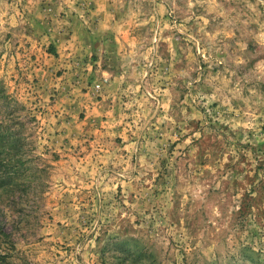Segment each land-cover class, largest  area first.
Wrapping results in <instances>:
<instances>
[{
  "label": "rangeland",
  "instance_id": "1",
  "mask_svg": "<svg viewBox=\"0 0 264 264\" xmlns=\"http://www.w3.org/2000/svg\"><path fill=\"white\" fill-rule=\"evenodd\" d=\"M0 148L2 264H264V0H0Z\"/></svg>",
  "mask_w": 264,
  "mask_h": 264
},
{
  "label": "trees",
  "instance_id": "2",
  "mask_svg": "<svg viewBox=\"0 0 264 264\" xmlns=\"http://www.w3.org/2000/svg\"><path fill=\"white\" fill-rule=\"evenodd\" d=\"M3 150H4V148L3 149L0 148V161H1V163H4V158H2V155H1V153L3 152ZM4 234H7V233L4 232ZM4 261H5L4 255H1L0 254V264L4 263Z\"/></svg>",
  "mask_w": 264,
  "mask_h": 264
},
{
  "label": "built area",
  "instance_id": "3",
  "mask_svg": "<svg viewBox=\"0 0 264 264\" xmlns=\"http://www.w3.org/2000/svg\"><path fill=\"white\" fill-rule=\"evenodd\" d=\"M101 85L100 84H96V87L99 88Z\"/></svg>",
  "mask_w": 264,
  "mask_h": 264
},
{
  "label": "crops",
  "instance_id": "4",
  "mask_svg": "<svg viewBox=\"0 0 264 264\" xmlns=\"http://www.w3.org/2000/svg\"><path fill=\"white\" fill-rule=\"evenodd\" d=\"M107 70H109V69H107ZM107 70H106V71H104V73H105V74L109 73Z\"/></svg>",
  "mask_w": 264,
  "mask_h": 264
}]
</instances>
